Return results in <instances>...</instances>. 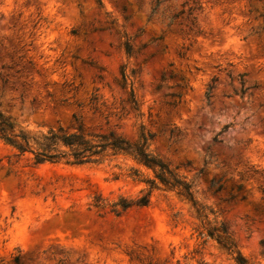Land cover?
Returning <instances> with one entry per match:
<instances>
[{
  "label": "rangeland",
  "instance_id": "rangeland-1",
  "mask_svg": "<svg viewBox=\"0 0 264 264\" xmlns=\"http://www.w3.org/2000/svg\"><path fill=\"white\" fill-rule=\"evenodd\" d=\"M155 1L0 0V112L30 134L80 123L82 134L112 129L133 142L142 124L154 133L149 149L217 212L248 264H264V0H159L149 17ZM31 156L0 138V264L15 254L20 264H235L215 240L200 243L199 219L174 189H153L146 206H114L146 190L129 168L152 176L132 158ZM228 192L237 195L226 202Z\"/></svg>",
  "mask_w": 264,
  "mask_h": 264
},
{
  "label": "trees",
  "instance_id": "trees-1",
  "mask_svg": "<svg viewBox=\"0 0 264 264\" xmlns=\"http://www.w3.org/2000/svg\"><path fill=\"white\" fill-rule=\"evenodd\" d=\"M159 0L155 1L154 6L151 9L149 17L157 12ZM96 3L101 6V0H96ZM125 7H122L124 10ZM195 9H200V5L194 4L188 6L186 9L187 14ZM184 12V9L175 11L166 17V27L170 26L175 20ZM264 15V14H263ZM128 15H124V19H127ZM194 16H191V20ZM95 29V28H93ZM102 29V28H100ZM141 28L136 30V34L141 33ZM72 34H76L77 30L72 29ZM124 40L122 46L124 52L130 56L134 53L130 44V37L124 34ZM155 39H151L153 42ZM146 46V43L141 44L137 50ZM152 54H150L151 56ZM146 59H143V62ZM137 68L130 70V74L134 75L137 72ZM160 81L164 79V73L160 75ZM121 87L128 88L127 102L131 110L136 112L138 110L137 98L134 94V88L132 82H127V76L124 70L121 69V77L118 82ZM160 83L155 88L158 89ZM211 85L208 86V90ZM244 89L241 87L239 94H243ZM179 96V94H176ZM226 127H224L225 129ZM154 137V133L146 130L142 124H139L136 139L133 142L121 137L114 130L109 129L106 133L99 134H82L80 132V123L77 124V129L74 132H65L59 127L56 130L49 129L45 132H38L34 134L27 133L22 128L15 125L8 117H5L0 112V138L7 144L12 145L19 154L23 152L31 153V159L33 164H39L42 162H57L64 161L71 164H85V163H101L108 156L124 155L132 158L136 163L143 165L146 168L151 169L152 176H143L141 172L136 169L129 168L128 176L133 180L143 182L146 185V190L137 199L130 201L126 199H119L114 204L124 210L130 205L146 206L149 202L150 193L153 189H157L160 186L163 188L174 189L183 198L190 201L196 217L199 219L200 226L196 228L197 238L200 239V243H204L207 238L215 240L226 253L230 254L235 264H248L247 259L240 253L236 247L233 239L227 232V227L222 220H216L217 212L212 208L197 203L194 198L192 185L184 177L177 174L169 165L163 161L157 154L153 153L149 149V144ZM218 180L211 179L209 182V189L213 193H217L221 189V184ZM241 189V185H236V191ZM236 193L228 192L227 196L222 200L229 202L234 200ZM244 195L240 196L243 199ZM115 215L118 211H115ZM212 215L213 218L208 219V216ZM261 252L264 253V238L260 240ZM11 261L14 264H20L19 254L12 256Z\"/></svg>",
  "mask_w": 264,
  "mask_h": 264
}]
</instances>
